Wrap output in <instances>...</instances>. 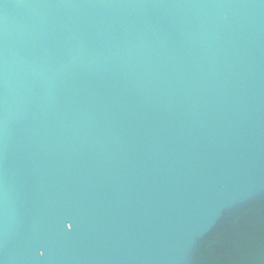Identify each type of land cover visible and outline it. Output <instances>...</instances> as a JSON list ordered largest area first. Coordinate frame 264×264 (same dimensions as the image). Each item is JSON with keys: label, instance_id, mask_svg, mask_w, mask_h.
<instances>
[{"label": "water", "instance_id": "95a60500", "mask_svg": "<svg viewBox=\"0 0 264 264\" xmlns=\"http://www.w3.org/2000/svg\"><path fill=\"white\" fill-rule=\"evenodd\" d=\"M0 264H264V0H0Z\"/></svg>", "mask_w": 264, "mask_h": 264}]
</instances>
